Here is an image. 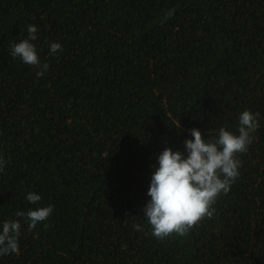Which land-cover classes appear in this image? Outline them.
Here are the masks:
<instances>
[{
  "label": "trees",
  "instance_id": "trees-1",
  "mask_svg": "<svg viewBox=\"0 0 264 264\" xmlns=\"http://www.w3.org/2000/svg\"><path fill=\"white\" fill-rule=\"evenodd\" d=\"M29 24L41 77L10 54ZM244 109L259 127L213 217L153 237L150 165ZM0 158V223L29 191L54 206L0 264H264V0H0Z\"/></svg>",
  "mask_w": 264,
  "mask_h": 264
},
{
  "label": "clouds",
  "instance_id": "clouds-1",
  "mask_svg": "<svg viewBox=\"0 0 264 264\" xmlns=\"http://www.w3.org/2000/svg\"><path fill=\"white\" fill-rule=\"evenodd\" d=\"M169 15L171 13H168ZM38 28L27 26V38L10 44V54L23 63L36 67V75L47 72L48 63H41L36 45ZM62 51V44L51 42L49 53ZM259 113L244 109L239 114L237 132L220 127L218 136L206 139L195 127L189 129L190 139L184 143V152L165 147L158 155V166L150 165L151 175L147 195L150 199L143 208L151 235L164 240L173 235L183 237L205 218H212L214 205L221 194H227L231 185L239 177L242 166L238 154L246 153L253 142V133L259 127ZM179 127V123H178ZM6 161L0 158V170ZM25 199L35 208L15 212L18 219L0 223V256L18 253L21 235V219L33 230L38 224L48 220L53 205L40 206L42 197L29 191ZM137 231L140 224H134Z\"/></svg>",
  "mask_w": 264,
  "mask_h": 264
}]
</instances>
